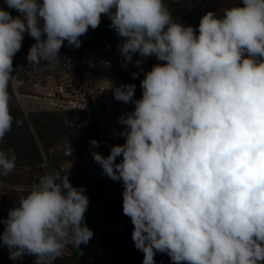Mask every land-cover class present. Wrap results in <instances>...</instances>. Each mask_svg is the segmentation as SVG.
Returning <instances> with one entry per match:
<instances>
[{"label": "clouds", "instance_id": "9594fccd", "mask_svg": "<svg viewBox=\"0 0 264 264\" xmlns=\"http://www.w3.org/2000/svg\"><path fill=\"white\" fill-rule=\"evenodd\" d=\"M242 2L203 15L198 35L173 20L164 0H4L17 17L0 8V141L14 123L8 89L25 32L36 40L29 64L55 70L64 42L79 48L104 14L123 40L125 67L133 54L166 62L145 73L141 99L134 84L112 86L116 100L135 105L118 119L125 142L106 157L92 152L123 183L143 264H156L157 252L174 264H264V0ZM16 161L0 148V176ZM88 205L67 174L40 176L3 221L10 259L54 264L68 245H86Z\"/></svg>", "mask_w": 264, "mask_h": 264}, {"label": "trees", "instance_id": "16d2710c", "mask_svg": "<svg viewBox=\"0 0 264 264\" xmlns=\"http://www.w3.org/2000/svg\"><path fill=\"white\" fill-rule=\"evenodd\" d=\"M39 2L42 3V0ZM164 3L175 22L192 26L197 35L200 19L207 12L212 11L220 16L225 8L243 7L242 0H164ZM0 8L10 12L13 17L22 15L17 10L8 8L4 0H0ZM110 24L108 16L102 14L99 26L95 29L89 28L85 35L79 37L81 41L79 48L65 41L60 49V59L55 70H51L45 61H41L37 66L29 64L26 57L36 40L25 32L22 47L13 57L12 75L15 77L13 80L20 82L18 94L31 96L35 86H44L49 81L56 86L64 83L67 93L73 90L88 93L91 73L95 76L109 74L97 59L91 60L89 53H97L100 59L106 57L113 60L114 70L110 72L111 76L124 84H134L136 86L134 99H141L140 84L145 73L154 65L166 62L157 60L154 55L145 58L133 54L132 61L125 67V59L119 51L123 40ZM107 44L112 46V50H105ZM137 60L142 61L140 67L135 66ZM133 73L137 74L135 78ZM12 81L8 90L12 97L10 110L14 123L12 130L0 141V148L13 149L17 161L11 173L0 176V236L3 234V221L7 219L9 209L18 206L20 196L27 195L36 183L38 170L47 166L52 171L58 170L62 174H67L74 187L84 186L87 189L89 205L85 218L95 207L102 208L100 223L104 222V226L97 244L106 254L111 253L109 261L105 264H143L144 254L136 249L132 240L134 226L130 217L123 214L122 181L112 186L111 178L92 180L86 174L70 177L65 170L70 161L93 158L92 152H99L103 156L110 152V146L105 141L95 116L78 114V122H73L72 111L57 108L25 111L15 93ZM16 119L21 120L22 124L16 125ZM92 140L98 142V147L91 144ZM123 143L114 140L111 146ZM69 148L72 149L71 152ZM154 259L156 264H174L167 253L157 252ZM0 264H36V257L25 254L22 258L10 259L9 249L0 240ZM54 264L88 263L80 259V247L68 245Z\"/></svg>", "mask_w": 264, "mask_h": 264}, {"label": "rangeland", "instance_id": "374dc122", "mask_svg": "<svg viewBox=\"0 0 264 264\" xmlns=\"http://www.w3.org/2000/svg\"><path fill=\"white\" fill-rule=\"evenodd\" d=\"M89 56L91 60H96L99 58V54H90ZM100 78L90 77V88L94 96L96 97L98 94L96 93V88L100 83ZM13 87L15 93L25 111H33L37 109H53L52 105V96L53 92L56 90L57 86L52 85V82L49 81L44 86H35L32 89V95L30 96H20L17 92L18 87L20 86V82L17 80H13ZM124 84V83H123ZM121 84V85H123ZM126 84V83H125ZM104 100L107 101L108 106L111 108V111L108 113H102L98 111L96 113V119L101 127L103 132L105 141L109 144L111 149V143L114 140H119L121 142H125V138L120 136L119 134L124 131L125 126L118 123V119L127 112L133 111L135 105L133 103L125 104L121 101H118L111 95H105ZM97 107L101 106V99L97 98ZM72 149L69 148V152ZM109 154V153H108ZM107 154V155H108ZM107 155H104L105 157ZM122 158L117 157V163H119ZM66 171L68 172L70 177H76L83 174L88 175L92 180H105L109 178L103 173L102 168L94 161L93 158L89 160H79V161H70L67 163ZM54 171L49 169L47 166L41 167L37 172L36 183H38L39 177L50 174ZM35 183V184H36ZM118 181H113L111 179V185L115 186ZM102 217V208L95 207L92 212L85 218L86 225L93 231V236L90 241L85 245L81 244L80 247V259L85 260L88 264H105L109 261L111 253L106 254L101 253L98 254L99 246H98V238L101 234L102 228L104 226V222L100 223V219ZM97 253V254H96Z\"/></svg>", "mask_w": 264, "mask_h": 264}, {"label": "built area", "instance_id": "2783aa9c", "mask_svg": "<svg viewBox=\"0 0 264 264\" xmlns=\"http://www.w3.org/2000/svg\"><path fill=\"white\" fill-rule=\"evenodd\" d=\"M106 51L112 50V46L107 44L105 47ZM103 66L108 70L109 74H100V75H93L92 73L89 75V85L87 88V92H82L80 90H73L70 93H67L66 86L64 83H61L57 86L56 90L51 94L52 96V105L54 108L63 109L67 111L74 112L73 114V122H78L79 115L78 114H87V115H94L96 118V113L101 111L102 113H108L111 111V108L108 106L106 100H104L105 95H113L112 86H120L123 84L122 81L115 79L111 76L110 72L114 70V62L112 59L104 58V59H97ZM100 78V83L96 88V93L98 94L96 97L91 91L90 88V77ZM101 99V106L97 107V98ZM84 187V186H82ZM85 189V194L88 195L87 189ZM104 253L103 248H99L98 254Z\"/></svg>", "mask_w": 264, "mask_h": 264}]
</instances>
